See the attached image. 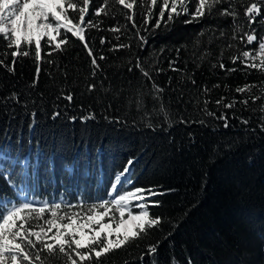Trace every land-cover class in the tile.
Returning <instances> with one entry per match:
<instances>
[{"label":"trees","instance_id":"1","mask_svg":"<svg viewBox=\"0 0 264 264\" xmlns=\"http://www.w3.org/2000/svg\"><path fill=\"white\" fill-rule=\"evenodd\" d=\"M65 2L85 41L62 29L60 49L42 38L37 60L34 40L17 48L0 34V213L27 188L72 207L99 204L129 166L130 189L165 194L148 200L157 226L100 258L92 248L102 242L48 249L28 229L29 259L18 264H264V60L252 58L264 0H125L131 9L88 0L83 22V0ZM252 4L261 11L249 17Z\"/></svg>","mask_w":264,"mask_h":264},{"label":"snow or ice","instance_id":"2","mask_svg":"<svg viewBox=\"0 0 264 264\" xmlns=\"http://www.w3.org/2000/svg\"><path fill=\"white\" fill-rule=\"evenodd\" d=\"M157 0H153L155 4ZM121 5H124L125 8L131 9L133 5L131 3H125V0H119ZM165 5H167L168 0H164ZM84 7L79 9V18L83 22L85 20V13L88 10V0H83ZM205 4V0H200V6L203 8ZM69 8L75 9L74 4H69ZM63 0H0V34L3 36H10L11 37V46H16L19 48L21 45L22 40L31 44L33 39H35V58L37 60L40 59L41 56V41L42 38H47L48 45L54 47L55 49H60L61 44L65 41L63 39L59 40L54 45L52 41L57 40V36L53 33H60L61 30H64V33H71L74 37H76L79 41H85V36L82 34L84 29L80 25L72 24L70 20L67 19L65 15H63ZM261 11L257 7L256 4H252L251 7L247 8V13L249 17L253 14H257ZM172 12L176 13V8H172ZM197 14H200V8L196 10ZM161 16L164 15V12L161 11ZM51 18V19H50ZM171 19V16L169 17ZM191 22V21H189ZM147 23V22H146ZM157 26H159V21H157ZM2 38V37H0ZM256 37L253 35H248L247 40L249 42L256 41ZM106 41L101 39L100 43L104 44ZM141 42L146 44L147 40L145 37H141ZM84 47L88 50V55L92 58V65L98 67L97 65V58L94 57V54L91 48L88 47V44L85 43ZM119 47H127L126 45H119ZM260 49L262 50L261 54L264 55V43L259 44ZM113 51L115 50L112 49ZM12 57H16L17 53L12 52ZM27 55V53H25ZM245 56L248 55L247 52L244 53ZM100 60L106 59V57L100 56ZM136 67L140 68L141 64L140 61H137ZM221 68L224 67L223 64L220 65ZM142 70V69H141ZM40 69L37 68V75H39ZM142 74L150 78L151 74L149 72L143 71ZM95 75V73H93ZM194 83V81H193ZM155 87V84L153 85ZM158 91H160L158 89ZM18 100L19 98L16 97ZM67 100L71 101L72 96L69 95L66 97ZM218 105L221 103L220 100L216 102ZM232 105H226V107H231ZM207 111V109H205ZM30 115H35V113H31ZM209 115H214L209 113ZM59 113H53L54 118H58ZM71 120L77 119V117H70ZM85 120L87 119H95L94 116L92 117H84ZM220 119L225 120V127H227V117L221 116ZM27 161H24L25 166H27ZM133 163L132 160L128 161V164L131 165ZM71 171V168L68 169ZM129 171L128 168L124 169V173H120L116 176V181L119 183L122 180V177L125 173ZM9 183H11V175L9 174L6 177ZM113 190H117L116 184L112 185ZM145 192L147 195H145ZM165 193L162 191H158L154 188L143 189V188H136L135 191L126 192L124 195H117L112 204L116 205L119 209L121 220L120 223L113 228L111 223H102L101 221L105 216L108 215L107 204L108 202L105 201L100 207L104 208L105 211L100 212L93 216H88V221L94 222L95 224L99 225L98 229H92L95 232V236L91 237L90 239H86L85 228H90V224H80L78 227L74 228L72 223H68L63 225L65 230L72 229L73 235L79 233L80 238L74 239V244L77 249L81 247H90L94 241H97L98 238L101 237L102 233H106L107 239L104 246L99 250H96L95 247L92 248V251L95 252V257L100 258L103 253H108L110 249L113 248H120L125 242L129 239V237H137L140 232L145 230L146 225L149 227L157 226L159 223V218L151 219L149 218V212L147 210H141L136 213H133L129 205L136 201V206L140 209H144V204L141 203L143 200H151L158 195H164ZM158 201L155 202L154 206H158ZM55 208H60V205H55ZM24 210H29L32 212H38L40 214L45 213V211L51 212L53 216L56 215L55 211L52 208H49L47 204L42 206L34 207L33 204L28 202H20L18 206H13L11 210L7 211V215H2L3 223H0V264H8L10 260L11 264H18V256H22L23 260H28L29 255L24 251V248L21 243L16 242L17 238L21 240H26L27 236L23 235L20 229H16V221L20 219V213ZM125 213H127V219H124ZM48 223L52 227H57L54 220H49ZM23 225H21V228ZM123 229L124 231V239L119 238V233ZM139 230V232L137 231ZM117 234V238L113 240L111 237L113 233ZM37 239L40 238V233L36 232L33 233ZM65 233H62L57 230V235L55 237L57 243L61 245V251H63V246L68 244V241L63 238ZM31 243V241H28ZM46 248L52 249V244H46ZM150 252L155 253L156 247H152ZM77 256H79L81 261H84L88 258L87 253L77 252ZM72 264H76L73 260Z\"/></svg>","mask_w":264,"mask_h":264},{"label":"rangeland","instance_id":"3","mask_svg":"<svg viewBox=\"0 0 264 264\" xmlns=\"http://www.w3.org/2000/svg\"><path fill=\"white\" fill-rule=\"evenodd\" d=\"M66 0H63V5L64 9L66 7ZM64 9H63V15H64ZM51 19V18H50ZM82 27V26H81ZM54 35L57 36L59 33H53ZM10 39L11 37L8 36ZM35 41V39H33ZM53 42H58L53 41ZM261 43H264V39ZM262 50L258 49V51L252 55V58L258 61H263L264 60V55L261 54ZM1 156V154H0ZM129 169V168H128ZM124 173V172H122ZM129 173V171L127 172ZM127 173L124 174L122 177L121 182H117L116 179L114 181V184L117 186V190H111L109 198L102 200L99 204L93 205V206H78V207H72L71 205H65L62 201L60 200H44L40 197L34 196L31 191L27 188V190L21 195V200L20 202H28L33 204L34 207L42 206L44 204H47L49 208H52L56 215L53 216L51 212L45 211V213L40 214L38 212H32L29 210H24L20 213V219L16 221V228L13 229L15 231L17 228L21 230L23 235H26V232L28 229H32V233L39 232L40 233V239L44 242H49L50 244H55L57 243L55 237L57 235V230L59 229L60 232L65 233L63 238L68 241V244H74V239H79V233H76L73 235V230L68 229L65 230L63 225H66L68 223H72L74 228L78 227L80 224H90V228H85V233H86V239H90L91 237L95 236V232L92 229H98L99 225L95 224L94 222L88 221V216H93L96 215L100 212L105 211L104 208L100 207L101 204H103L105 201L108 202L107 204V209H108V215L103 218L101 221L102 223H111L113 225V228L117 224L120 223L121 216L119 209L116 207V205L112 204L113 199L117 195H124L126 192L129 191H135V189H130L129 186L131 185V182L127 178ZM120 174V173H119ZM145 195L147 193L145 192ZM20 202L12 201L11 204L8 205L7 211L11 210V208L15 205L18 206ZM141 203L144 204V209H140L136 206L137 202L133 201L130 205L129 208L133 213H136L141 210H147L148 206V200H143ZM55 205H60V208H55ZM7 211L4 215H7ZM127 213H125L124 219H127ZM49 220H54L55 224L57 227H52L48 221ZM0 223H3V219L0 218ZM21 225L23 227L21 228ZM27 236V235H26ZM113 240L117 238V234L114 232L112 237ZM119 238L124 239V231L121 229L119 233ZM107 235L106 233H102L101 237L98 238L97 241H94L93 244H97L98 242L106 243ZM26 240H21L20 238L16 239V242L21 243ZM10 260L8 261V263Z\"/></svg>","mask_w":264,"mask_h":264},{"label":"water","instance_id":"4","mask_svg":"<svg viewBox=\"0 0 264 264\" xmlns=\"http://www.w3.org/2000/svg\"><path fill=\"white\" fill-rule=\"evenodd\" d=\"M129 169H130V167H129Z\"/></svg>","mask_w":264,"mask_h":264}]
</instances>
